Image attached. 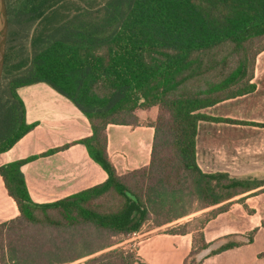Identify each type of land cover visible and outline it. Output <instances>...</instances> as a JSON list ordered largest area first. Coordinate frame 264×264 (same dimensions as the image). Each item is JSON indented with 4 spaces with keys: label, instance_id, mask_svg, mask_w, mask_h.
Segmentation results:
<instances>
[{
    "label": "trees",
    "instance_id": "obj_1",
    "mask_svg": "<svg viewBox=\"0 0 264 264\" xmlns=\"http://www.w3.org/2000/svg\"><path fill=\"white\" fill-rule=\"evenodd\" d=\"M6 1L10 30L0 87V154L34 127L26 122L18 89L46 83L88 118L93 134L76 143L108 179L37 204L22 171L35 156L0 166L21 214L0 225V264H66L83 255L90 256L85 264H142L134 250L115 247L117 238L128 239L151 221L160 228L210 208L166 232L192 234L183 264H203L253 242L257 230L221 238L217 247L207 242L206 225L229 207L220 205L264 186V180L202 171L197 134L201 121L236 123L202 110L255 90L256 60L264 51V0ZM154 107L150 164L119 174L107 151L108 126H137L139 111ZM19 222L39 231L29 243L12 242L11 229ZM192 224L197 228L187 230ZM92 237L109 240L91 249Z\"/></svg>",
    "mask_w": 264,
    "mask_h": 264
},
{
    "label": "crops",
    "instance_id": "obj_2",
    "mask_svg": "<svg viewBox=\"0 0 264 264\" xmlns=\"http://www.w3.org/2000/svg\"><path fill=\"white\" fill-rule=\"evenodd\" d=\"M252 83L255 85L252 93L201 111L213 118L236 121L199 122L197 162L202 171L199 148L201 132L205 130L210 145L221 147L220 168L214 173H228L241 180L264 179V51L257 57ZM18 94L25 106L26 122L34 127L10 150L0 154V166L35 156L22 167L35 203H54L108 179V174L90 157L86 147L76 143L90 137L93 131L88 118L73 102L46 83L22 87ZM157 114L158 109L154 107L139 113L143 120L137 126H108L107 151L119 174L150 164L155 136L151 122ZM51 150L57 151L46 154ZM208 159L211 160L209 156ZM223 205H229L228 209L209 221L204 229L207 242H215L217 247L225 241H220L221 238L257 232L252 243L208 257L203 264H264V186L220 206ZM211 209L214 208L206 210ZM20 218L17 203L0 176V225ZM151 233L143 229L132 235L136 238L131 236L125 240L129 243L144 237L136 248L142 264H183L192 250V234ZM231 239L238 241L237 237ZM89 257L83 255L66 264H85Z\"/></svg>",
    "mask_w": 264,
    "mask_h": 264
},
{
    "label": "rangeland",
    "instance_id": "obj_3",
    "mask_svg": "<svg viewBox=\"0 0 264 264\" xmlns=\"http://www.w3.org/2000/svg\"><path fill=\"white\" fill-rule=\"evenodd\" d=\"M139 113H145V111L140 110ZM141 120H143V119L140 118V121ZM208 156L211 160L208 159ZM220 157H221V147L217 146V145L216 146L210 145L209 139L206 138V136H205V130L202 131L201 137H200L199 159H200V162H201L200 164H201V167L203 168V170L207 173H210V172L214 173V171L217 168H220ZM216 164H219V165H216ZM262 180H264V179H262ZM192 206L197 207L198 205H192ZM189 207H191V206H188V208ZM209 211L210 210H206V211L191 214L185 218L174 221L173 223L165 225L161 228L155 227L154 226L155 222L151 221L150 223L146 224L143 227V229H144V232H152V233L167 232L168 230L175 227L176 225L184 224V223L190 221L192 218L201 216L202 214H205ZM197 226H198V224L189 225L187 230H195L197 228ZM35 228H36V226H35ZM35 228L32 227L30 224H26V223L22 224L20 222L17 223L16 228L11 229L12 232L10 234V237L12 239V242L17 240V241H24V244L29 243L35 237V235L39 232ZM42 231L47 232L46 230H42ZM53 234L55 235V237L66 236L65 234L59 235V233H54V232H53ZM132 237L136 238V236H132ZM141 239H144V237L133 239V241H130L129 243H125L126 239L119 237V238H117V240L115 239L117 242H119V244L116 245L115 247H125L127 249L134 250L136 252V248L138 246L137 243L139 241H141ZM91 240H92V243L90 245V248L91 249H93V248L98 249L102 243H106L109 240V237H107L106 239L105 238L104 239H98L96 237H92ZM86 248H88V247H86ZM82 250H84V248H82ZM1 254H2V248L0 247V255Z\"/></svg>",
    "mask_w": 264,
    "mask_h": 264
},
{
    "label": "water",
    "instance_id": "obj_4",
    "mask_svg": "<svg viewBox=\"0 0 264 264\" xmlns=\"http://www.w3.org/2000/svg\"><path fill=\"white\" fill-rule=\"evenodd\" d=\"M9 30H10V25H9L7 1L0 0V87L4 72V66H5Z\"/></svg>",
    "mask_w": 264,
    "mask_h": 264
}]
</instances>
